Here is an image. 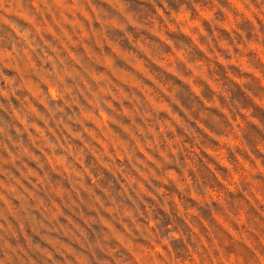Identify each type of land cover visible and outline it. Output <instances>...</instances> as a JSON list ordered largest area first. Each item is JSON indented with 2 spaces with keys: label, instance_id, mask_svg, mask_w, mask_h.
<instances>
[{
  "label": "rangeland",
  "instance_id": "rangeland-1",
  "mask_svg": "<svg viewBox=\"0 0 264 264\" xmlns=\"http://www.w3.org/2000/svg\"><path fill=\"white\" fill-rule=\"evenodd\" d=\"M26 2L27 0H13L12 9L7 13H0V41L10 38L9 22L21 29L31 27L27 21L28 9L23 7ZM94 2L99 9L100 18V24L92 33L94 39H89L90 34L85 32L79 41L73 43L79 45L87 40V54L97 63L111 64L115 59L133 62L137 53H140L153 57L161 68L167 69L173 78L165 77L162 72H155L153 76L163 81L161 86L168 90L173 104L181 105L186 113L185 119L172 116V120L183 134H177L174 139L168 140L169 146L177 144L183 147L187 144L190 148V151L184 153V160L170 161L183 169V176L177 177L175 173L167 172V164L161 165L159 176L151 172L163 185H169L174 190L168 192L164 187L157 188L156 191L162 194L165 202L161 204L156 201L145 205L146 211L142 209V200L138 198L151 193L141 185L136 191L138 198L129 197L126 194L129 189L120 188L116 184V179L124 174L125 170L117 166L115 159L111 163L104 162L106 150L110 146L115 145L118 149L125 150L129 147V142L122 137L131 134L132 128L121 124L122 131L108 129L105 132L109 139L105 143L104 152L91 146L90 152L80 151V157L86 154L93 156L89 167L98 171L99 176L92 187H86L82 181H72L73 188L80 183L86 193L77 201L73 199V192L65 186L67 177L61 172L59 179L54 178L56 164L61 162L60 159H55L52 167L48 168L47 162H41L39 157L33 155L32 145L37 137L29 138L27 133L14 134L12 140L16 141L18 147L12 150L16 155L10 156L6 152L5 145L16 124V117L11 115V102H6L0 97V128L4 129L3 133H0V180H3V174H6L8 180L5 183L12 182L15 166L23 168L25 173L33 176L38 175L40 169H45L41 181L43 187L38 186L28 198L24 193H14L12 195L16 196L18 203L10 199L6 206L0 201V224L7 222L5 230L0 231V245L14 239V233L23 226L30 228L29 243L33 242V237L40 236L58 252L67 248L79 258V264H89L88 255L76 252L62 240H54L51 235H43L42 229L47 227L50 232L58 231L59 235L66 237L70 243L79 242L88 252L97 250V255L101 254L98 250L103 249L111 256L114 249L110 245L113 239L117 238L123 240L130 248H140L141 253L138 255L145 257L143 264H159L148 258L149 249L144 245L133 244L132 241L137 238H167L176 250L173 254L176 256L173 264H199L192 249L198 248L199 241L204 237L197 236L194 229L183 223L180 218L191 220L193 227L201 232L206 228V235L213 239L214 244L219 236L226 248L234 244L225 234L231 231V225L225 223L227 216L241 225L242 232L254 234L256 239L252 242L259 244L260 249L264 251V211H261V206L264 205V0H247L246 3L244 0ZM106 2L108 7H101ZM162 4L166 5L164 12L168 13L167 15L160 11ZM100 49L110 50L111 55H102ZM81 55H84L82 50ZM144 63L146 62H137V67L148 75L149 69L143 67ZM132 83L146 94L152 92V89L139 81L132 80ZM121 96L127 98V93L121 91ZM156 108L157 112L164 110L169 115L173 112V109L163 102V98ZM17 110L22 116L33 115L23 97L18 102ZM82 111L85 120L95 119L92 111ZM125 114L131 116L133 112L129 109L126 113H113L110 119L119 123L116 116L124 117ZM155 122L171 129L174 134L177 131L167 119L156 116ZM193 123L198 127H193ZM89 133L96 135L91 130ZM213 137L219 142L218 145L213 142ZM233 137L236 138L235 141ZM39 139L43 141L46 137L41 133ZM8 146L11 147L10 144ZM200 151L210 153L211 158L220 163L231 161L232 168L227 173L217 172L215 164L198 155ZM233 153H236L235 159ZM201 159L203 163L200 162ZM25 160L29 163L37 161L40 167H26ZM105 168L109 170L112 178L104 174ZM234 168H239L240 173L233 171ZM189 169L196 170L194 195L209 192L208 185L214 183L212 176L215 173L216 176L226 175L227 180L232 181V186L229 187L237 194L236 198L229 199L226 191L220 192L221 211L210 207L206 195H196L195 201L189 204L184 198L189 194L187 186L182 183L188 177ZM168 177H171V180ZM126 178L129 183L133 182L131 175ZM144 179L150 182L147 172ZM192 184L189 180L188 186ZM177 186L181 192L180 199H177ZM97 188L107 194V199L96 194L94 189ZM41 192L46 195L41 196ZM241 193L243 199L240 198ZM53 194L64 198V203L57 204L52 198ZM211 198L215 199L216 194L212 193ZM109 203L111 207L104 206ZM181 205L184 210H180ZM38 208L42 210V215L36 214ZM61 208L73 213L67 218V223L60 222V218L64 216ZM76 208L81 210L75 211ZM251 209L259 212V216ZM140 219H155L156 229L152 230L153 235L148 234L146 224L139 223ZM218 225H222L225 231H218ZM122 228L129 231L126 233ZM136 229L140 230L139 237L132 235ZM176 229L181 230L180 239L171 235ZM238 250L246 256L250 255L242 248ZM220 251L222 255H227L223 248ZM211 252L212 249H209V254ZM56 264L61 262L57 261ZM96 264H109V261L98 259ZM117 264H122V261H117ZM253 264L259 262L254 261Z\"/></svg>",
  "mask_w": 264,
  "mask_h": 264
},
{
  "label": "clouds",
  "instance_id": "clouds-1",
  "mask_svg": "<svg viewBox=\"0 0 264 264\" xmlns=\"http://www.w3.org/2000/svg\"><path fill=\"white\" fill-rule=\"evenodd\" d=\"M244 2L246 3L247 0ZM12 7L13 0H0V13H7ZM23 7L28 9L27 21L31 27L21 29L9 22L10 38L0 41V97H3L6 102H11L13 110L11 115L16 117V124L9 133L8 143L5 145L6 152L10 156L16 155L12 150L18 147L16 141L12 140L14 134L27 133L29 138L37 137L32 145L33 155L39 157L41 162H47L48 168H51L52 162L59 158L61 162L56 164L54 178L59 179L62 172L67 177L65 186L73 192V199L79 201L86 193L80 183L73 188L72 181H82L86 187H92L99 176L98 171L89 167L93 156L86 154L80 157V151L90 152L89 146H91L104 152L105 143L109 139L105 132L108 129L122 131L120 125L123 124L132 128L131 134H125L122 137L129 142V147L125 150L118 149L115 145L110 146L106 150L104 162L111 163L115 159L117 166L125 170V173L116 179V184L120 188L129 189L126 193L129 197L138 198L136 191L141 185L151 193L138 198L142 200V209L146 211L144 206L156 201L163 204L164 198L156 189L164 187L168 192L174 189L169 185H163L156 178L160 175L161 165L167 164V172H173L177 177H182L183 169L170 161L184 160V153L190 151L187 144L183 147L168 144L169 139H174L177 134H183L172 120V116L185 119L186 113L181 105L173 104L168 90L161 86L163 81L153 76V73L162 72L169 79L173 77L166 68H161L153 57L147 54L137 53L133 62L115 59L111 64H103L97 63L91 55L87 54V40L79 45L73 43L79 41L80 36L85 32L90 34L89 39H94L92 33L100 24L99 9L94 0H27ZM101 7L107 8L108 3H104ZM165 7L164 4L160 5V11L167 15L168 13L164 12ZM81 50L84 55H81ZM99 51L102 55H111L108 49ZM139 61L146 62L143 67L149 69L148 75L137 67ZM132 80L143 83L147 88L152 89V92L146 94L141 88L135 87ZM121 91L127 93V98L121 96ZM21 97L33 114L31 117L22 116L17 110ZM161 98L169 108L173 109L171 115L164 110L157 112L156 106L161 103ZM84 109L92 111L95 119L85 120L82 111ZM129 109L133 115L125 114L124 117L117 115L116 120L119 123L110 119L113 113H126ZM156 116L167 119L172 127L177 129L176 133L156 123ZM239 118L234 117V119ZM193 127L198 126L193 123ZM89 130L96 135H90ZM3 131L4 129L0 128V133ZM41 133L46 137L43 141L39 139ZM212 139L214 143L219 144L215 137ZM232 139L236 140L235 137ZM9 144L11 147L8 146ZM236 148L238 151V144ZM198 155L215 164L217 172L227 173L232 168L229 160L220 163L211 158L210 153L203 151L198 152ZM235 157L236 153H233V159ZM24 164L29 168L40 167L37 161L29 163L25 160ZM232 170L237 174L240 173L239 168ZM44 171L45 169H40L38 175L33 176L25 173L23 168L15 166V171L12 173L13 181L9 183H5L8 176L3 174V180H0V201H3L6 206L10 199L18 203L16 196L12 195L14 193H24L28 198L38 186L43 187L41 181ZM146 172L149 174L150 182L144 179ZM151 172H155L156 176H152ZM195 172V169H189L188 177L182 181L187 186L189 194L184 198L189 204L195 201L196 195H206L210 207L221 211L220 192L226 191L229 199L236 198L237 194L229 187L232 186V181H228L226 175L216 176L215 173L212 176L214 183L208 185L209 192L194 195ZM104 174L112 178L106 168ZM127 175L134 178L132 183H129ZM168 179L171 180V177ZM189 180L193 182L191 186H188ZM217 189L220 191L218 192ZM94 191L98 196L107 199V194L102 189L97 188ZM176 191L177 199H180L179 186ZM212 193L216 194L215 199L211 198ZM44 195L46 193L41 192V196ZM239 195L241 199L244 198L242 193ZM52 198L57 204L64 203V198L55 194ZM104 206L111 207V204ZM169 209L171 210V203H169ZM60 210L64 213L60 222L67 223V218L73 213L65 208ZM80 210V208L75 209V211ZM180 210H184L183 205L180 206ZM251 211L257 216L260 214L255 209ZM261 211H264V205L261 206ZM36 214L42 215V210L36 209ZM176 214L179 216V211ZM180 219L193 228L197 236L204 237L199 241V247L192 249L194 258L199 264H253L254 261L264 264V251L260 249L259 244L252 242L256 239L254 234L242 232L241 225L227 216H225V223L231 225V231L225 234L234 244L226 248L219 236L216 237L214 244L213 239L206 235V228L204 232H201L200 229L193 227L191 220H185L183 217ZM139 223L146 224L148 234L153 235L152 230L156 229L155 219L151 221L140 219ZM6 224L7 222L0 224V231L5 230ZM217 228L218 231H225L222 225H218ZM29 231L30 228L21 226L19 231L14 233V239L0 245V264H56L57 261L61 264H79V258L73 252L68 251L67 248L58 252L52 244L42 240L40 236L33 237V242L29 243ZM122 231L127 233L129 229L122 228ZM139 232L140 230L136 229L132 235L139 237ZM42 234L51 235L54 240H62L76 252L88 255L89 264H96L98 259H107L109 264H117V261H122V264H143L145 260L143 255H138L141 253L140 248H130L123 240L117 238H114L110 245L114 252L109 256L103 249L98 250L100 255H97V250L88 252L79 242L70 243L66 237L62 238L58 231L50 232L47 227L42 229ZM171 235L175 239H180L181 230L176 229ZM132 243L144 245L150 250L148 258L159 264H173L176 259L173 255L176 251L175 246L167 238L153 240L137 238ZM221 248L227 255L221 254ZM241 248L250 255L246 256L244 252L238 250ZM209 249H212L211 254ZM182 258L188 259V257Z\"/></svg>",
  "mask_w": 264,
  "mask_h": 264
}]
</instances>
